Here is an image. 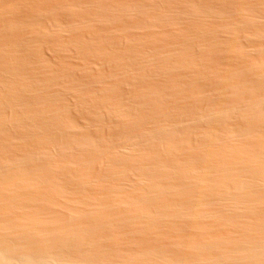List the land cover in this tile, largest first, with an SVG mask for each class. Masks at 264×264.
Instances as JSON below:
<instances>
[{"label":"bare ground","instance_id":"6f19581e","mask_svg":"<svg viewBox=\"0 0 264 264\" xmlns=\"http://www.w3.org/2000/svg\"><path fill=\"white\" fill-rule=\"evenodd\" d=\"M46 1L50 2V4L54 3V7H49L47 5L48 8H46L47 6L45 5V3L48 4ZM56 1L2 0L0 3V220H2L0 221V228H2L5 222L10 226V223L12 224L11 220H13L14 222L19 221L18 223L16 222L18 226L14 222L13 225H11L12 229H14L15 225L18 229L16 230L15 227V231H17L16 233L11 230L14 233H11V236H7V233L11 231L6 224L5 225L7 227L4 226L2 229H0V264H73L74 262L76 263V259H78V257L79 260L81 259V264H133L134 261L132 260L126 261V259H124V261L122 259L123 261H118L121 260V258L119 259L118 257L120 256L117 257V255H115L117 258L116 260L108 259V255H112H110L112 249H109L111 252L108 253V250L106 252L103 249L107 248L104 246H102L103 248H100L108 253L106 254L107 258L104 256L105 252L101 251L100 248H97L95 246L93 249L97 248L99 253L95 249V252L97 253H95L94 250H91V252H94V254L93 252L91 254L90 252H88V250L92 249L90 248V243L92 244L94 240L99 239L97 236L99 235L100 231H112L116 228H120L121 226L129 225L130 227L131 225H136L139 223L142 224L140 225L141 227H143V225L149 226L153 223L151 222L152 220L154 222L156 220L157 224H154H156L157 226L159 224L166 227L167 225L172 224L174 221H176V223L178 224L182 222V224L180 223L181 228L182 225L185 226L184 223L189 222L190 225L192 224L193 226L197 224V227L199 228L200 225L198 226V223H200V221H211L214 219V222H223L225 224L227 223L236 225L235 223H237L236 226L241 229L242 227H239V225H241V220L245 218V214H249L253 217H251L253 221L249 225H245L242 222V224H244L246 227L244 228L243 225L242 229L248 231L249 235H247L246 232L245 235L244 231L242 230V236H244L241 238L240 236L239 238H233L232 236L230 242L227 241L230 239V237L229 239H226L228 237H225L224 239L223 236V238L220 236L222 238V243L225 244L226 241V244H233V248H222L223 251L220 250L221 248H218L217 251H219V253L217 252L215 256L214 254L216 252H213L211 257L209 258L197 257L198 254L202 251V248H200L201 243H199L200 245L198 244L199 246L197 245L198 247H191L190 245L192 244V242H188L190 244L189 247H191V251L193 253L191 254V251L190 253H188L192 255H189V257L191 256V259H187L190 260V262L186 261V258L183 257H181V259L185 260L186 262H182L181 260L171 261L170 259L172 257H168L167 254L166 256L170 261H165L166 259H162L164 257V254L162 255L163 257L160 256L163 252L160 251L162 253L157 254L158 252L156 253V251L159 248L155 249V247L153 248L156 250H154L155 252L150 251L153 250L151 248L150 250H147L146 248L144 253H142L141 251V253L139 252V254L138 252H134L135 250L133 249L134 251L133 253H131V255L136 253V255L134 254L135 257L140 255L142 258L145 256L147 258L149 257L156 259V263H154V261H149V259L147 261V259L145 258L147 262L145 260L143 262L147 264H264V215L256 213L255 210L257 209L256 207L261 201L262 205H260L263 206L264 204V200H262L263 196L262 198H260V201H256V196L259 195L260 191H262L264 188V29L242 33L243 37L247 41H249L248 43H250L251 45L253 44L250 49H253L255 52H263H257V54H259L257 55L258 57H255L254 59L252 58L251 60L246 61V63L243 61V64L245 63V65L242 66V63H240L242 57L245 59V57L249 54V49L243 48L246 45L242 46L243 44L241 45L240 42L237 41L240 38L237 39L233 36L234 39L231 40L225 37L229 40L227 41L224 38V40H222V35V37L217 35L219 32V34L226 31L235 32L234 25L233 27H231L232 24H230L229 20L226 21V17H224L227 14L226 12L228 11V8L225 9V12L224 10L220 13L217 12V16V14H215V10L212 11L213 9L210 8L209 3L206 2L207 4H209V6L204 4V0L203 2L202 0H200V2L204 4V7H202V4H200L196 0H192L193 3L192 1L190 2V0H187L190 2L189 5L186 4V0H182L184 1V4L187 5V8H185L186 5H181L183 4L182 1L181 4H179L178 2L180 0H178V2L177 0H175L179 4V6L185 8L183 9L182 7H180L182 8V10L180 9L181 11L178 9L179 13H181L180 16V14L175 11L177 10V7H179L178 4L177 7H175L176 9H173V6L176 5V2L173 0L172 2L174 4L170 3V0H142L141 2H138V0L137 2L133 0H59L57 1L58 3L55 4ZM160 1L162 2L160 3ZM163 1H170L169 4H172V6L169 7V5L166 3V7L168 6V8L164 9L165 5H162L163 7L160 6L162 3L165 4ZM215 1L217 2L218 0H214V2ZM155 2H157L156 4H154L155 7L158 5V3H160L159 6L161 10L158 6L156 8L160 10L159 12L162 11L161 14L157 12V9H155V7L154 9H152L153 3ZM220 3L224 4L223 1ZM226 4L228 5V2ZM252 4H255V2H252ZM40 5H45L46 7L42 6L43 8H41ZM242 6L244 5L241 4L240 7ZM245 6L244 8L236 6L238 7L237 9H239V11L235 9L236 7H231L235 9V11H237L236 13L239 12L242 17L245 16L251 19L261 18L262 20H264V17L262 18V16H264L263 13H261V16L258 12V9H256L258 7L255 8L253 6L250 9H246ZM223 7H225V5H223ZM82 8L85 9L86 13L88 12L91 15L93 14L94 19H96L98 16L101 17L105 22L113 18L112 16V18H108L106 20L108 15L111 17L110 14L114 12V14L120 12L122 16L125 15L124 17L126 18L129 17L128 15H134V12L137 13L138 17V14L140 13V18L145 19L147 16V22L146 19L141 20H143L144 24L147 23V26L144 25V27H149V30L145 27L147 31L143 28L145 30H143V32H147L148 36H146L145 38V33L143 35L142 29H140L138 34L134 33V37L136 35H139L140 31L142 32L143 36H141L140 33V37L136 36L135 38H132L133 30L130 28V26H135V23L138 24L139 20H135L137 22L132 24L130 23L129 25L130 21L127 22V24V19L125 21L127 25L125 24L124 27L122 26L123 23L121 20L125 18H122L121 14H118V16L122 18H120L122 25L120 23L119 27L117 26L112 28L113 26L110 25L109 22H106L109 23L108 25H110H106V27L109 30V27L112 26L111 28L113 29V31L111 32H115L116 37L118 36L117 34H119L120 36L124 34L122 37L128 38L127 35H131L128 33H132V37H129L128 40L126 39L129 46H127V49L124 48L126 49V51L124 52L120 51L119 47H117L118 43L116 40L118 37L116 38V40H107L108 37L109 39L113 38V33L111 34V36L109 34L110 32H107V34L109 35H107V38L105 39L104 35L106 34V31H108L107 29H104L105 27H101L95 30L97 27H100L101 24H97L99 26L95 27V29L94 27H92L93 25L88 26L92 27L94 31L89 28L91 31L87 29V32L89 34L90 32L94 33L91 34V36L87 40L85 39V36L84 38L83 35L81 36L77 32L78 34L75 33V37L73 35H70L71 38H75L74 40L68 41L67 38V41H64L61 38L63 40L62 41L59 37L60 31H67V28H72L73 30L77 28L78 24L80 27L83 25L85 21L84 18H86L85 16H88V14H85V12L82 11ZM252 8L256 10H253ZM261 8L262 7H260V9ZM22 9H24L25 12L31 10L32 13H25L24 11H22ZM153 10H155V15L152 14L154 13ZM150 11H152L151 14ZM191 13L193 15H191ZM95 14L97 15L95 16ZM142 14L143 17H141ZM183 14L186 17L188 16L190 18H188L187 20L189 22L191 20V17L195 18L196 16L198 17L200 15H214V17L212 16V18H214V22H212V24L214 23L216 26L211 24L213 26L212 27L211 25H209L210 23L207 25L209 27L203 25V28H205L204 30H208L202 31L203 28L200 27L202 25L197 24L196 26L198 32L194 35L192 33V36L191 34L188 35L190 32H188L189 28H187V26H185L187 31H185L186 29L184 30V27H182L183 30H180L181 25H179V23H176L178 24L177 28L181 32V34H179L180 37L182 34H184V31L186 33L188 32V34L185 33V36L182 35V38L184 39L183 41V39L178 35V33L180 32H177L176 24L173 25V21L180 22L181 18H183ZM15 15H17V17ZM219 15L222 21H220ZM236 15L237 14H235V16ZM201 16L198 17V19L203 18ZM216 16L218 18H216ZM89 17L91 16L89 15L87 18ZM177 17H180L179 20H175L178 19ZM208 17L206 16L205 19L210 20V18ZM215 18L216 22L219 19V22H217V24L215 23ZM185 19H182L183 22L185 21ZM98 20L102 21L101 19ZM202 20L200 19V22H202ZM112 21L114 20L112 19ZM191 21H194V19H192ZM141 22L142 21H140V23ZM160 22L165 24H162ZM195 22L198 23L199 21H194V25L192 22H190V25L187 24L188 27L192 25V27L190 28H195ZM204 22L205 21L203 20V24H206ZM140 23L139 26L141 27H138L137 25L138 28H142L143 23ZM154 23L156 24V27L159 25L158 29L160 28V26L161 28H163L162 26H166L167 24H170V28H173V26H175L176 31L173 29V32H171L175 37V33H177V38L180 39H177V42H180H175L176 39L172 37L173 34L167 32V30H169V32L171 30L170 28H168L169 26H167L166 29L165 27L163 29L166 30L167 35H170V38L172 37L171 40L168 39V36L165 37V34V36L163 35V32L165 30H161L162 35L159 34L160 29H154ZM254 23H256V21ZM254 23L253 25H256ZM148 24L150 26H148ZM94 25H96V23H94ZM151 26L154 27V31H151ZM204 26H206L207 28ZM21 27L23 28V33L21 31ZM137 27L135 28L137 29ZM199 27L202 28L200 32L198 29ZM230 27L234 29H231ZM17 28V31H21V34H19L17 31V33H13V31H15ZM61 28H66V30H62ZM85 28H81V30H84ZM102 28L104 29L102 32L104 35L100 31L102 30ZM53 29H57V31L60 30L59 32H56L57 34L59 33V35H55L56 33L53 34L54 36L51 35L50 30L52 31ZM155 30H157L156 35L152 34L155 32ZM236 30L238 31V29ZM7 31H9V35L6 34ZM68 31H71V29ZM148 31H150L151 33ZM52 32L54 33L55 31ZM87 32H85V34ZM227 33L229 34V32ZM238 33L240 32H237V34ZM13 34L17 35L13 36ZM18 34L19 36L22 35V37L20 36L19 38ZM151 34L152 36H150ZM5 35H8V38H6ZM92 35H95L96 37L98 36L97 38L102 37L106 42L103 43L104 40L102 38L101 39L103 41H101V39H96L95 36L94 37L96 40H94ZM70 36H68L69 39H71ZM149 36L151 37V39L154 36L156 37L151 40ZM48 37L50 39H48ZM91 37L95 42L97 41V43H100L101 41L102 45L101 43L97 44L101 48L97 47L95 43V47H97L98 50L96 48L92 51L94 47L92 45L90 46V44H93ZM157 37H159L160 39L164 37V40L169 41L163 42L162 39L160 40L158 38L157 40ZM10 38H12L13 40ZM89 39L91 40L90 44ZM85 40L87 42H85ZM155 40H157L158 42L160 41L163 44L168 43L164 45L167 46L168 49H166V47L165 52H163V50L159 51L160 49H162V46H160V42L158 43ZM172 40H174L175 44H178L175 46H179L181 44L182 47H174ZM154 41L157 42L156 44H158L159 47H157L158 45H155L156 47L152 46L154 45V43H152ZM35 43H38V45H35ZM81 43H88V48L93 47L91 51L90 49H88L90 51L89 54H87V47H85L86 49L84 48V46L87 45H80ZM29 44L32 45V47L29 46ZM70 44H72V46L76 44L74 46L75 49L77 48V44L80 45V49H82L83 46V50L85 49L84 52L87 53L82 54L84 52L82 50H78L79 53L81 52V57L78 58L86 62L87 66L94 64V62L96 64L98 60H102L101 62L108 61L112 63V68L110 70L111 72L108 70L111 74H113L112 76L116 75L117 77V75L119 76V73H121V75L123 74L124 76H122L125 77L123 80L121 76V80L123 81H120L119 77V81H116L117 78H115V82L113 80L114 83L111 84V81L110 85L104 84L106 83L104 82V80H99L101 84L102 81L104 82L102 85L100 84L99 88H88V90H80V92L79 90H77V88H79L78 85L75 90L73 87L75 84H78V82L73 86L70 83L73 88L67 85L68 88L70 87L69 89H72L75 92V97L78 100L77 103L79 104V108H85V112L83 114V110L80 111V109L77 108V112L78 110L81 112H78L79 115L82 114L81 116L78 115L79 118H76L74 116L71 117L67 114L69 107L67 104L70 103H63L67 101V99L61 102L62 99L60 98H63L64 95L58 98L59 96H61V93H59V91L57 93H51L53 89L51 91H48L50 88H52V86H54L52 84H55L54 82H56V78L57 81L61 83V78L64 76L61 75V78L58 79V73L61 74V71H64L66 67L61 71L59 70L60 72L56 71L58 73L54 78H51L52 76L50 77L51 79H53L52 84L50 78L48 77L50 76L48 73L54 70L48 71L44 68H42L41 70L38 68L40 66L45 67L42 66V64L45 65V63L43 62L44 60L42 61L41 59H39L43 58L40 56L42 54L40 53L42 49L40 46L43 47V45H45L47 47L46 49L48 50L56 49V51H60L61 49L62 51V48L65 49V47L68 45L70 46V48H72ZM25 45L28 47H25ZM170 45L171 47L173 46L172 49L169 48ZM79 47L77 49H79ZM192 47L193 49L194 47H196V50L199 51L197 56L194 55L195 53H197V51H195V53H192L193 55L190 54ZM157 48L159 49L157 50ZM201 49H203L205 52L200 54ZM216 52L217 55L215 54ZM218 52H220V54L223 52L225 54L229 53V55L231 53L232 56H228V58H233V60V56H236L237 59L241 58L239 59L240 61H238L242 67L239 66L241 68L237 67L238 69L235 68L234 70L232 68V70L229 68V72L227 70L224 71L225 73L221 72L222 74L224 73L223 76H219V72L217 73V71L214 70L216 74H218L216 75L217 78L216 76H213V78L215 77V80L213 79L214 81L210 80L209 77L207 79H209V81H212L215 87H211V85H207V83L203 84L204 82L199 83L200 85L198 86L194 85V83L198 81H194V79H198L202 74L199 73L198 68L200 69L201 66H207V62H209L207 68L214 69V63H217V61L221 60L222 57L218 55ZM77 55L79 56V54ZM73 56H75L74 53ZM172 56V59H174L175 57V60H172L173 62L170 61V58ZM218 56L220 57V59L218 58ZM202 57L207 60L206 64H204V59ZM247 57H249V55ZM201 58L203 60H201ZM34 60L37 64L39 61V65H37ZM63 63L65 62L63 61ZM210 63H212L213 67H210ZM219 63L221 65L223 64L221 62ZM227 63L229 62H226V64ZM220 66L219 68L223 67ZM33 67H37V69H39L37 72L42 73H37L35 71L36 68L34 69ZM79 67L80 66H78V68ZM147 67L149 69L152 68V70L154 69L153 74L154 72H156V74L158 73L157 76L154 77L155 74L152 75V73L150 75L149 71L151 70H149ZM229 67H231V65ZM145 68H147L149 71L147 72V69ZM188 68H193L192 71L194 72H188ZM186 69H188L186 71L188 72V74L192 72L190 75L196 73V71L198 70L196 73V76L198 78H196L194 74L193 76H191L193 77V79H191V81H188L190 77L187 80V73H183ZM203 69H200V72H203L205 74V71H203ZM96 70L98 71V69ZM177 71L181 76V73H183V77H185L184 74L187 76L186 79L182 77L183 79H185V82L182 79L180 80L181 77L179 73H176ZM214 71L212 70L213 73ZM66 72L68 75L73 74V71L70 72L69 68ZM76 72L79 73L78 71ZM54 73L55 72H52L50 74L55 75ZM110 73L104 76L111 77ZM198 73L200 75H197ZM42 74H45L46 77L44 75L41 76ZM67 74H65V76ZM172 74L176 76L177 80H175V77ZM204 74H202L203 77L205 76ZM152 76L156 81L152 79ZM161 76L163 78L168 77V79L169 77L174 78V81H172L171 78V80L164 78L167 81H165L164 79L162 80L167 82V85L166 83H163L162 86ZM178 77L181 84H177ZM102 78L106 79L104 77H101L100 79ZM158 78L161 80L160 83L159 81H157L159 80ZM90 79L89 82L91 81ZM95 79H99L98 75ZM77 81H80V79H77ZM99 81L97 80L95 82L100 83ZM105 81H107V79ZM168 81L175 82L176 84H172ZM155 82H158L159 86L161 87H159ZM64 83L65 81H62V83L60 84L62 88ZM123 85L125 87L127 86L129 90H131L130 94L132 95H129V99H125L122 96V92H125L122 91L124 87ZM193 85L196 87H193ZM219 86L224 87L223 91L224 89L228 91L225 93L228 94V97L226 99L222 98L225 94H223L222 89L218 88ZM65 88L64 90H66ZM214 88H217L218 92H216L219 93L214 96L215 99L211 98L214 95L212 94V91L214 93ZM76 90L78 92H76ZM219 91H221V93ZM49 92L51 94H54V96L55 94L58 95H56V98H54L49 94ZM184 93L188 95L187 100L189 99V105L187 103L186 107V105L181 103L184 106V108H182L183 106H180V101H178V99L181 98L182 100H185L186 98L183 99L184 96L186 97V94L184 95ZM209 93H211L212 96L207 100L208 102H206V105L204 107H197L198 105L195 103L197 101H201L200 96H205L206 98V94L208 96ZM220 94H222V97L220 96ZM171 95H175L174 97L176 98L178 95L180 97L178 96L179 98H177V100H172L171 98L173 97ZM217 95H219L220 97ZM27 97L28 99H26ZM190 97H193V99L196 97V100L200 98L197 101L193 102L195 104V107L193 103V105L190 103L191 101H193H190ZM205 98H203L202 100L204 101ZM32 99L36 100L37 102L32 101ZM211 99H218L220 101L217 100L218 102H214ZM24 100L27 101L24 102ZM28 100L31 101L32 106H28V104L31 105L30 103H27L29 102ZM93 101H95L96 104H94ZM166 101L170 103V105H172L168 108V110L170 111L166 109V105H168ZM171 101L173 104H171ZM173 101H177L178 103L174 104ZM32 102H34L35 104ZM79 102L82 105L83 103H86L85 106L87 105V107L91 106L90 104L93 103V108H90L91 110L88 108L86 109V107H82ZM165 102L166 105H163ZM173 105H175V107ZM190 105H192V107ZM199 105H201V103H199ZM145 111H147L148 113L152 112L153 114L150 113V115L152 114V117L149 118L150 115H144ZM110 120H114L116 123L114 124V121H111V123H113L111 124ZM230 120H232V122ZM130 121L131 123H128ZM107 125H109L110 127L113 126L112 128L115 130L112 129L114 131L113 132L111 130L113 132V135L111 134L110 137L108 136L106 137L107 139H105L104 137L102 138V135L97 134L99 130ZM190 125H194V128L196 126V131H198V127H200L198 132L194 130L196 133L193 132V136H191L193 134L192 132V134L189 133V130L191 129ZM109 126H107L106 130H109ZM185 126L186 128L184 129ZM187 126H189L190 128ZM187 128L189 132L186 131ZM177 130L180 136L181 134H184L180 133L182 132V130L185 132V134L182 135L183 137H176ZM173 133L174 137L171 138L170 135L173 136ZM74 147H76L75 150L77 149L76 151L80 153L79 155L77 154L78 152H74ZM50 150H56L57 157L54 156L52 157L54 159H52L51 156L53 155H49ZM262 184L263 188L261 187ZM130 189L132 190V193L130 192ZM88 192L90 193V195L88 194ZM55 199H61L63 202H60L64 203L66 207H64L63 204L61 205L59 203H56ZM37 202H41L43 204V208L45 207V210L49 207V209H51V206H58L57 209L62 207L63 210H66L62 211L63 213H60V210H57L58 212L55 211V213L53 211L51 212L52 214H43L44 212H41L43 214L41 215L38 214L39 211L36 209V207L34 208V206L37 205ZM74 204L76 205L74 206ZM77 204H81L82 208L80 206H77ZM68 205L72 206L69 207ZM40 209L43 211L42 208ZM16 212L20 213L16 214ZM27 212L32 213L27 214ZM5 213H9L8 216L11 213L16 215L12 216L11 214L12 217H8L7 214L6 216L3 215ZM1 214L4 217H2ZM19 214H21L23 217L26 216V219L21 216H17ZM241 216H243V218H241L240 220L239 217ZM16 217H21L22 220H15L17 219ZM7 218L10 220H8ZM157 219H159L160 221L165 220V223L167 222L166 225H164V223L162 224L161 222L159 223ZM8 221L10 222L7 223ZM141 221H144V223L148 221L149 224H144ZM238 221L240 222L239 224ZM156 225L154 226L152 224V226H154V229L157 227ZM147 226L145 227V230ZM152 226L151 228L149 226L148 229L151 230ZM144 227L142 229H144ZM121 229L125 230L124 227H121L120 230ZM126 229L129 228L127 227ZM136 229L138 230V228ZM1 230H5V232L7 233H5L4 231L2 232ZM157 230L158 229H156V231ZM1 232L3 234H1ZM103 232L100 234H103ZM133 232H135V229ZM133 232L132 236L134 235ZM223 232H225V230ZM252 232L254 234L258 233L259 235L253 237L250 235V233L253 234ZM95 233H98L96 234V237L93 236L95 235ZM126 233L128 235V233L130 232ZM209 233L208 235L212 237V235H210ZM112 234L114 235V233ZM226 234L228 235V233ZM91 235L92 238L94 237L93 241H91L92 238H89ZM104 235L106 234L104 233ZM112 236L110 235L109 237L112 238ZM198 236L200 237L201 235ZM105 237L104 239H106ZM202 237L205 238L204 235ZM220 237H213V240L211 239V241L216 242V240H218ZM169 238L166 239H168L169 241ZM114 239L112 238V240ZM194 241L195 240H193V242ZM207 241L209 242L210 240L208 239ZM177 244L175 242L174 245L177 246ZM185 244L182 245L186 246ZM209 244L211 245V242L206 243L207 246H209ZM84 245L89 246V249H86L87 246ZM164 246L166 247V245ZM207 246H204L205 249ZM211 247L213 248L214 246ZM164 248L163 250L166 249ZM117 250L118 249H115L114 252H116ZM165 251H168V249ZM102 252L104 253V255H102ZM119 254L122 256L121 252H119ZM134 255L131 257L133 258V260ZM193 257L194 259L192 260ZM71 258L73 259V261L70 260ZM79 260L78 262H80ZM140 261L142 260L140 259ZM160 261L162 263H159ZM139 263L143 264L141 262ZM134 264H136V262Z\"/></svg>","mask_w":264,"mask_h":264},{"label":"rangeland","instance_id":"374dc122","mask_svg":"<svg viewBox=\"0 0 264 264\" xmlns=\"http://www.w3.org/2000/svg\"><path fill=\"white\" fill-rule=\"evenodd\" d=\"M1 1H2V0H0V3H1ZM50 1H52V0H50ZM55 1H56V0H55ZM55 1L53 0V2H55ZM57 1H59V0H57ZM57 1H56L55 4L58 3ZM60 1H62V0H60ZM131 1H132V0H131ZM133 1H136V2H137V0H133ZM141 1H142V0H140V1L138 0V2H141ZM170 1H171V2H170ZM170 1H169L170 3H173L172 0H170ZM173 1H175V0H173ZM181 1H182V0H180V1L178 2V0H177V2H178L179 4H181ZM186 1H187V0H186ZM191 1H192V0H190V2H191ZM193 1H194V0H193ZM193 1H192V3H193ZM196 1L199 2L200 4H202V5H201L202 7H204V6H203L204 4H206V5H208V6H209V4H210V8L213 9L212 11L215 10L216 13H215V12H213V13L217 14V16H218V13H217V12L220 13V12L223 11V10H224V12H225V9L228 8L227 10H228L229 12L227 11V12H226L227 14H226L224 17H226V21L229 20L230 24H232L231 27H233V25H234L235 32H234V31H233V32H234L235 34H234L233 32L226 31V32H224L225 34H224L223 32H221V34H219V33H220V32H219L217 35H218V36H221V35H222V36H223V37L221 36V37H222V40L226 39L225 37H227L228 39H231V40H233L234 37H236L237 39L240 38L239 40H237L236 38H235V39H236L238 42H240L241 45L243 44L242 46H245V45H246V46L243 47V48H248V49H249V54H248L249 57H247L248 55L245 57V59H244L243 57H242V59L238 57L239 59H241V61H240L239 59H237L236 56H233V57H234V60H233V58L230 59V57L232 56L231 53H230V55H229V53H226V54H225V53L223 52V53L220 54V52H218V55H220V57H222L225 61L221 58V60L217 61V63H214V62H213V63L215 64L214 67L212 66V63H210V65H211L210 67H213V68H214V69H211V68H210L211 70L207 68L209 62H207V60H205V58H203V57H204V56H203L202 58H203L204 60H203L202 58H201V60H203L204 64H206V62H207V66L205 65V66L202 67V66L200 65V66H201L200 69H203V68H204L205 70L203 69V71H205V74H204L203 72H200L201 70H200L199 68H198V70H199V73H202V74L205 75V76H204L205 78L202 76V74L200 75L199 73H198L197 75H200V76H202V77L199 76V78H198V77L196 76V73H197L198 70L196 71V73H193L192 75H190L192 72H194V71H192L193 68H190L191 70L188 68L189 70L186 69L184 72H183V70H182L183 73H185V74L187 73V74H186V75L188 76L187 80H188L189 77H190V79H189L188 81H191V79H193V77H191V76H193V75L195 74V77L198 78V79H194V81L198 80V81H197L198 84H197V82H196V83H194V85L198 86V85H200L199 83H203V82H204L203 84H206V83H207V85L210 84L211 87H215V86L213 85V83H212V81L215 80V77L213 78V76H216V75H218V74H219V76H221V75L223 76L224 73H225V72H224L225 70H227V71L229 72V71H230V70H228L229 68H230V69L232 68L233 70H234L235 68H236V69L241 68L242 66L245 65L246 61H249V60H251L252 58L254 59L255 57H258L257 55H259V54H257V52H260V51H256V52H255L253 49H250V48L252 47L253 44L251 45L250 43H248L249 41H247V40L243 37V34H242V33H243V32H247V31L263 30V29H264V27H263V25H264V24H263V23H264V20H262L261 18H254V19H251V18H249V17H245V16L242 17V16L239 14V12L236 13L237 11H235V9L239 11V9H237L238 7H236V6H239V7H240L241 4L245 6V5H249V3H250V5H249L250 7H249V6H245V8H246V9H250V8L253 7V6H254L255 8L258 7V8H256V9H258L259 14L262 16L261 13H263V15H264V11H263V9H264V8H263V7H264V0H252V1H251V0H240V1H239V0H237V1H236V0H233V1H232V0H230V1H229V0H227V1H225V0H221V1L218 0V1H220V2L223 1L224 4H223V3H220V2H218V1H217L218 3H217L216 1L214 2V0H213V1L210 0L211 2H210L209 0H206V1L204 0V2H205L204 4L201 3L200 0H199V1L196 0ZM243 1H245V2H243ZM258 1H259V2H258ZM261 1H262V3H261ZM46 2H47V1H46ZM161 2H162V1H160V3H161ZM163 2H164L165 4L162 3L160 6L165 5V6H164V9H165V8H168V6L166 7L167 4L169 5V7L172 6V4H169L168 1H167V2L163 1ZM175 2H176V1H175ZM177 2H176V5L173 6V9H174L175 7H177V4H178ZM182 2H183V4H181L182 6H184V5H186V4L189 5V3H190L189 1H187L186 4H184V1H182ZM202 2H203V0H202ZM206 2L209 3V4H207ZM227 2H228V5L226 4ZM252 2H253V3L255 2V4H252ZM47 3H48V4L45 3L46 6L48 5L49 7H50V6H51V7H54V3H51V4H50V2H47ZM156 3H157V2L153 3V8H152V9H154V7H155L154 4H156ZM160 3H158L157 6H158L159 9L161 10V8H160V6H159ZM166 3H167V4H166ZM195 3H196V2H195ZM229 3H230V4L232 3V4L230 5ZM41 4H42V3H41ZM52 4H53V5H52ZM173 4H174V3H173ZM179 4H178V6H179ZM196 4H197V3H196ZM222 4L225 5V7H223ZM233 4H234V5H233ZM258 4H259V5L261 4L262 6H261V5L259 6ZM45 5H40V6H41V8H43L42 6H45ZM187 5L185 6V8H187ZM198 5H199V4H198ZM214 5H215V6H214ZM226 5H227V6H226ZM46 6H45V7H46ZM48 6H47L46 8H48ZM55 6H56V5H55ZM157 6H156V7H157ZM182 6L177 7V10H175V11L178 12V14H180V16H181V13H179V10H180V9L182 10V8L185 9V8L182 7ZM199 6H200V5H199ZM211 6H212V7H211ZM231 6H232L233 8H234V7H236V8L233 9ZM244 6H242V7H240V8H244ZM156 7H155V9H157ZM162 7H163V6H162ZM180 7H182V8H180ZM214 7H215V9H214ZM220 7H221V8H220ZM260 7H262V8L260 9ZM82 9H83V8H82ZM175 9H176V8H175ZM178 9H179V10H178ZM216 9H217V10H216ZM252 9H253V10H256V9H254V8H252ZM259 9H260V10H259ZM160 10L157 9V12L161 14L162 11L159 12ZM162 10H163V9H162ZM166 10H167V9H166ZM181 10H180V11H181ZM232 10H233V11H232ZM261 10H262V12H261ZM22 11L25 12L24 9H22ZM26 11H28V10H26ZM82 11L85 12V9H83ZM153 11H154V13H152V14L155 15V10H153ZM28 12L32 13L31 10H29ZM28 12H25V13H28ZM116 12H118V11H116ZM151 12H152V11H150V14H151ZM157 12H156V13H157ZM30 13H29V14H30ZM114 13H115V12H114ZM114 13L110 14L111 17L108 15V17L106 18V20H107L108 18H112V16H113L112 19H113L114 21H112V19H109L108 21H106V22H109L110 25L113 26V27L111 26L112 28L117 27V26L119 27V24L121 23V21H122V23H123V25H122V23H121L122 26H124V25H125L127 22H129V21H130V22H129V25H130V23H131V24H132V23H135V22H137L138 20H139V21H138L139 23H140V21H142V22L140 23V24H142V23H143V20H145V19L147 18V16H146L145 19H144V18H140V16H139L140 13H139V12H138V13H139V14H138V17H137V13L134 12V15H128L129 17H127V18L124 17L125 15L122 16V14H121L120 12H118V13H116V14H114ZM175 13H176V12H175ZM213 13H212V14H213ZM85 14H88V16L90 15L91 17L87 18L88 16H85V15H84L86 18H84L85 21L83 20L85 24H84V23H83V25L81 24L83 27H82V26L80 27L79 24H78V26L76 25L77 28H76V29H73L74 32H73L72 28H70L71 31H68V30H70V29L67 28V31H63V32H61L60 30L57 31V29H53L52 31H55V32L53 33V32L50 30V34L53 35V34H55L56 32H59V31H60V36H59L60 39L62 38L64 41H65V40L67 41V38H68V41H69V40H74V39H75V38H71L70 35H73V36H74V35H76L75 33L78 32L79 35H81V36L83 35V37L85 36L86 38H85V37H84V38L87 40V39L91 36V34L94 33V32H90V34H89V33L87 32V31H88L87 29H89V28L92 29V27H94V29H95V27L99 26V25H97V24H101V25L103 24V25H102V26L100 25V27H97L95 30H97V29H99V28H101V27H103V28L105 27L104 29H107V30H108V28L106 27V25H107V26H110V25H108L109 23H106L105 21H103L101 17H98V16H97L98 19H101V20H102V21H99L97 18H96L97 20L94 19L93 14L91 15V14H89L88 12H87V13L85 12ZM113 14H114V15H113ZM118 14H121V17H122V18H125V19H122L121 17H119ZM132 14H133V13H132ZM135 14H136V15H135ZM147 14H149V13H147ZM235 14H237V15L235 16ZM30 15H31V14H30ZM96 15H97V14H95V16H96ZM115 15H116V16H115ZM140 15H141V14H140ZM156 15H157V14H156ZM183 15H184V14H183ZM183 15H182L183 18H181L180 22H178V21H177V22L173 21V22H174L173 25H175L176 23H179V25H181V28L184 27V30L186 29L185 26H187V28H189V29H188V32H190V33H189V34H188V32L186 33V32H185V31H187V29H186V30L184 31V34H182V35H184V36H185V33L188 34V35H190V34L192 35V33H193V35L196 34V33L198 32V30H197V26H196L197 24H201L202 26H200V25H199V26L203 28V25H206V26H207L209 23H210L209 25H211L212 22H214V18H212V16L214 17V15H206L207 17L209 16L208 18H210V20H209V19L206 20V19H205L206 16H203V15H202V16L200 15V16L203 17L204 19H203V18H199V19H198V17H200V16H198V17L196 16L197 18H196V17H195V18H192V17H191V20L194 19V21H197V20H198V21L200 22V19H201V20L203 19V20L205 21L204 23H206V24H203V20H202V22H200V23H199V22H198V23L195 22V26H194L195 28L192 29V28H190V27H192V25L189 26V27H188V25L191 24L190 22H192L193 25H194V21H191V20H190V22L187 21L189 17H188V16L186 17L185 15H184V16H185V17H184ZM191 15H193V14L191 13ZM194 15H195V14H194ZM233 15H234V16H233ZM238 15H239V16H238ZM15 16L17 17V15H15ZM15 16H14V17H15ZM92 16H93V17H92ZM117 16H118L119 18H118ZM173 16H175V15H173ZM176 16H177V15H176ZM189 16H190V13H189ZM217 16H216V18H218ZM229 16H230V17H229ZM232 16H233V17H232ZM141 17H143V14H142ZM144 17H145V15H144ZM241 17H242V18H241ZM263 17H264V16H262V18H263ZM91 18H92V19H91ZM114 18H115V19H114ZM120 18L122 19L121 21H120ZM132 18H133V19H132ZM177 18H178V19H175V20H179L180 17H177ZM185 18H187V19H185ZM211 18H212L213 20H212ZM216 18H215V23L217 24V22H219L220 15H219V19L217 20V22H216ZM236 18H237V19H236ZM243 18H244V19H243ZM93 19H94L95 21H94ZM127 19H128V20H127ZM130 19H131V20H130ZM141 19H143V20H141ZM182 19H183V20L185 19V21L183 22ZM189 19H190V18H189ZM195 19H197V20H195ZM116 20H117V23H116ZM126 20H127V21H126ZM135 20H137V21H135ZM242 20H243V21H242ZM81 21H82V20H81ZM81 21H80V22H81ZM88 21H89V22H88ZM91 21H92V22H91ZM96 21H97V22H96ZM119 21H120V22H119ZM125 21H126V23H125ZM147 21H148V20L146 19V22H147ZM220 21H222V20L220 19ZM251 21H252L253 23L256 21V23H254V24H256V25H253V23H252ZM262 21H263V22H262ZM86 22H87V23H86ZM99 22H100V23H99ZM101 22H102V23H101ZM104 22H105V25H104ZM112 22H113L114 24H113ZM118 22H119V23H118ZM144 22H145V21H144ZM185 22H186V23H185ZM94 23H96V25H94ZM111 23H112V24H111ZM139 23H138V24L135 23V24H136L135 26H134V25H133V26L131 25L132 27L130 26V28L133 30V32H132V33H133V37L131 36L132 33L129 32L128 34H131V35H127L128 38H129V37L135 38L136 36H139V37H140V33H141V36H143L144 33H145V32H143V30H144V29H145L146 31H147V29L149 30V27H146V26H147V23H145V24L143 23V24H142V28H138V27H141V26H139ZM160 23H162V22H160ZM160 23H159V24H160ZM184 23H185V24H184ZM86 24H87V25H86ZM88 24H89V25H88ZM127 24H128V23H127ZM127 24H126V25H127ZM162 24H165V23H162ZM162 24H161V25H162ZM187 24H188V25H187ZM218 24H219V23H218ZM240 24H241V25H240ZM92 25H93V26H92ZM121 25H120V26H121ZM137 25H138V27H137ZM144 25H146L145 27H146L147 29L144 27ZM157 25H158V23H157ZM169 25H170V24H167L166 26L163 25L162 27H163V28L165 27V29H166V27L169 26ZM173 25H172V26H173ZM177 25H178V24H176V28L178 27ZM212 25H215V24L213 23ZM212 25H211V26H212ZM76 26H75V27H76ZM88 26H92V27H88ZM148 26H150V25L148 24ZM153 26H154L155 28L151 26V27H150V28H151V31H154L153 28H154V29H158V27H159V25L156 27V24H155V23L153 24ZM206 26H204V27H206ZM211 26H210V27H211ZM215 26H216V25H215ZM215 26H214V27H215ZM235 26H236V27H235ZM237 26H238V27H237ZM75 27H74V28H75ZM79 27H80V28H79ZM85 27H86V28H85ZM111 27H109V30H110V31H109V30L106 31V34H105L106 37H105V35L102 33L104 29L102 28V30H100L101 33L104 35V38H105V39L107 38V35H109V34L111 35V34L113 33V32H111V31H113V29H112ZM124 27H125V26H124ZM127 27H128V26H127ZM135 27H137V29H136ZM200 27L198 28V29H199V32H200V30L202 29V28H200ZM207 27H209V26H207ZM207 27H206V28H207ZM212 27H213V26H212ZM231 27H230V28H231ZM18 28H19V27H18ZM18 28H17L15 31H13V33L16 32V31L18 30ZM21 28H22V27H21ZM78 28H79V29H78ZM81 28H82V29L85 28V29H84V30H81ZM133 28H134V29H133ZM143 28H144V29H143ZM163 28H161V26H160V28H159V29H160L159 34H161L163 30H165V29H163ZM168 28H170V26H169ZM176 28H175V26H173V28H172V27L170 28V29H171L170 32H169V30H167V32H168V33H172V32H173L172 30L174 29V30L176 31ZM181 28H180V30H183V28H182V29H181ZM234 28H231V29H234ZM61 29H62V28H61ZM111 29H112V30H111ZM131 29H130V30H131ZM135 29L138 30V31H136ZM140 29H142L143 35H142V32L140 31L139 35H136V34H135L136 36L134 37V33H137V34H138V32H139ZM159 29H158V30H159ZM162 29H163V30H162ZM204 29H205V28H203L202 31H206V30H208V29H206V30H204ZM210 29H211V28H210ZM236 29H238V31H237ZM22 30H23V28L21 29V31H22ZM62 30H66V28H65V29L63 28ZM89 30H90V29H89ZM132 30H131V31H132ZM134 30H135L136 32H135ZM145 30H144V31H145ZM161 30H162V31H161ZM21 31H20V32L17 31V32H18L19 34H21ZM75 31H76V32H75ZM90 31H91V30H90ZM92 31H94V30L92 29ZM114 31H115V30H114ZM171 31H172V32H171ZM175 31H174V32H175ZM193 31H194V32H193ZM236 31H237V32H240V33L237 34ZM17 32H16V33H17ZM85 32H87V33L89 34V36H88V34L86 33L88 37L86 36ZM107 32H108V33L110 32V33L107 34ZM148 32H150V31H148ZM165 32H166V30L163 32V35H164V34L166 35V36L164 35L165 37L168 36V37H169L168 39H170V40H171V38L173 37V38L176 39L175 42H177V39H178V38H177V37H178V36H177V33H175L176 37H175L174 34L172 33L173 35H172V37L170 38V35H167V32H166V33H165ZM177 32H180L178 28H177ZM227 32H229V34H228ZM5 33H6V32H5ZM22 33H23V31H22ZM62 33H63V34H62ZM70 33H71V34H70ZM78 33H77V34H78ZM104 33H105V32H104ZM116 33H117V32H116ZM150 33H151V32H150ZM156 33H157V30H155V32L152 33V34L156 35ZM182 33H183V31H182ZM204 33H205V32H204ZM6 34L9 35V31H7ZM19 34H18V37H19V38H20V36L22 37V35L19 36ZM68 34H69V35H68ZM84 34H85V35H84ZM152 34H151L150 36H152ZM179 34H181V32L178 33V35H179ZM233 34H234V35H233ZM239 34H240V35H239ZM8 35H5L6 38H8V37H7ZM14 35H15V34H13V36H14ZM16 35H17V34H16ZM16 35H15V36H16ZM55 35H59V33H58V34L56 33ZM61 35H62V37H61ZM64 35H65V36H64ZM112 35H113V36H112ZM112 35H111V36H112L113 38L109 39V37H108L107 40H113V39L116 40V38L118 37L116 41H117V43H118L119 45L116 43V44H117V47H119L120 51H122V52L126 51L127 46H129V45L127 44L128 42L126 41V39L128 40V38H124V37H122L124 34L121 35V36H120L119 34H117L118 36L116 37L115 32H114ZM157 35H158V34H157ZM161 35H162V34H161ZM182 35H181V37H180V35H179V37L182 38V37H183ZM193 35H192V36H193ZM236 35H239V36H236ZM10 36H11V34H10ZM53 36H54V35H53ZM68 36H70L71 39H69ZM73 36H72V37H73ZM81 36H80V37H81ZM94 36H95V35H94ZM94 36L92 35V37L94 38V40H96V39L99 40V39L102 38V37H101V38H97L98 36H97V37L95 36V37H96V39H95ZM111 36H110V37H111ZM114 36H115V38H114ZM125 36H126V35H125ZM146 36H148L147 32L145 33L144 37L146 38ZM150 36H149V37H150ZM233 36H234V37H233ZM74 37H75V36H74ZM76 37H77V36H76ZM92 37H91V38H92ZM144 37H143V38H144ZM154 37H156V36H154ZM154 37H152V39H153ZM160 37H161V36H160ZM187 37H188V36H187ZM206 37H207V36H206ZM221 37H220V38H221ZM12 38H13V37H12ZM12 38H10V39H12ZM56 38H58V37H56ZM65 38H66V39H65ZM91 38H90V39H91ZM93 38L91 39L93 44H90V41H91L90 39H89V44H90V46L92 45V46L94 47V49H92L93 47H92V48H88V43H86V44L84 43L85 45H87V46H84V48L87 47V50L90 49V51H91V49H92V51H93V50H95L97 47L101 48L100 46L97 45V44H100L101 41L104 40L103 43L106 42L105 39L102 38L103 40L101 39L100 43H97V41L95 42V41L93 40ZM132 38H130V39H132ZM147 38H148V37H147ZM158 38H159V37H157V40H158ZM223 38H224V39H223ZM13 39H14V38H13ZM13 39H12V40H13ZM48 39H50V38L48 37ZM62 39H61V40H62ZM148 39H149V38H148ZM150 39H151V37H150ZM152 39H151V40H152ZM155 39H156V38H155ZM159 39H160V38H159ZM161 39L163 40V42H168V41H169V40H168V41L164 40V37L161 38ZM161 39H160V40H161ZM166 39H167V38H166ZM182 39H183V38H182ZM182 39H181V41H182ZM185 39H186V38H185ZM228 39H226V40L229 41ZM63 40H62V41H63ZM86 40H85V42H87ZM115 40H114V41H115ZM118 40H119V41H118ZM157 40H155V41H157ZM178 40H180V39H178ZM222 40H221V41H222ZM226 40H225V41H226ZM93 41H94V42H93ZM116 41H115V42H116ZM120 41H121V42H120ZM155 41L152 42V43H154V45H152V46H154V47H156V46L158 45V44H156L158 41H157V42H155ZM172 41H173V45H174V47L177 48V47L181 46V44H180L179 46H175V45H178L177 43H179L180 41H178L176 44L174 43V40H172ZM183 41H184V39H183ZM225 41H224V42H225ZM237 41H236V42H237ZM263 41H264V40H263ZM108 42H109V41H108ZM159 42H160V41H159ZM159 42H158V43H159ZM95 43H96L97 47H95V46H96ZM120 43H121V45H120ZM181 43H183V42H181ZM225 43H226V42H225ZM227 43H228V42H227ZM245 43H246V44H245ZM31 44H32V43H31ZM42 44H43V43H42ZM44 44H45V43H44ZM82 44H83V43H81L80 45H82ZM84 44H83V45H84ZM159 44H160V46H162V47H161L162 49H160L159 51H162V50H163V52H165V48H166L167 46H164V45H166V44H168V43H166V44L164 43V44H163V43L160 42ZM171 44H172V43H171ZM222 44H223V43H222ZM26 45H28V44H26ZM26 45H25V47H28V46H26ZM32 45H33V44H32ZM32 45L29 44V46H31V47H32ZM35 45H38V43H37V44L35 43ZM40 45H41V43H40ZM70 45L72 46V44H70ZM75 45H76V44H74V45L72 46V48H70V46L68 45V46L65 47V49L62 48V49H63L62 51H61V49H60V51H56V49H55V50H53V49H51V50L49 49V50H48V49H46L47 47H46L45 45H43L44 48H43L42 46H40V47L43 49V50L41 49V51H40V53H42L40 56L43 57L44 59H43V58H39V59H41L42 61L44 60L43 62L45 63V65L42 64V66H45L46 68H45V67H41V66H40L41 68L38 67V66H37V67H38L40 70H41L42 68H44L45 70H48V71H49V70H50V71H51V70H54V71H51V72L48 73V74L50 75V76H48L49 78H50L51 76H52L51 78H54V77L57 75V73H58V72H56V71H59V70L61 71L62 69H64V68L66 67L65 70H64L65 72H64V71H61V72H62L61 74L58 73V76H59L58 79L61 78V77H60L61 75L65 77V78H64V77L61 78V83H62V81H65V83H64V85H63V88H62L61 85H60L61 83H60L59 81H57V78H56V82H57V83L54 82L55 84H52L53 79L50 78L51 84L54 85L55 87L52 86V88H50L48 91H51L52 89H53V90L51 91V93H52V92L57 93V92L59 91V93H61V96H59V97L57 96L58 98H60V97H62V96L64 95V96H63L64 99H63V98H60V99H62L61 102H62L63 100H66V99H67V101H65V102H63V103H66V102H67V103H70V104H67V105L69 106V107H68V112H67V114H68L69 116H71V117L74 116V117H76V118H79L78 115H79V113H81L80 111L83 110V111H82V114H83V113L85 112V108H83V109H80V108H79V106H78L79 104L77 103L78 100H77L76 97H75V96H76L75 92H74L72 89H69L70 87L68 88L67 85L71 86V85H70V83H71L72 86H73L75 83L78 82V84H75L73 87H74V90H75V88H77V85H78L79 88H77V90H79V92H80V90H81V91H83V90L85 91V90H88V88H89V89H93V87H95V89H96V88H99V87H100V84H101V82H100L99 80H104V82H106V83H104V82L102 81V84L104 83V84H106V85H107V84L110 85V82H111V81H112L111 84H113V83L115 82V78H117L116 81H119V80H120V81H123L125 77H123L124 75L122 74V75H123V76H122L121 73H119V76L117 75V77H116V75H115V76H112L113 74L110 73V72H111L110 70H111V68H112V63H110V62H108V61H106V62L103 61V62H104V63H103V62H101L102 60H100V61L98 60L99 63H98V61L96 62V64H95V62H94V64L88 65V66H89V67H88L86 62H84V61H82V59L78 58V57H81V54H80L81 52L79 53V51L82 50V51L84 52V50H85L86 48L83 50V46H82V49H80V47H79L80 45L77 44V48L79 47V49L76 48V49H77V50H76V49L74 48ZM101 45H102V43H101ZM125 45H126V46H125ZM155 45H156V46H155ZM182 45H183V44H182ZM90 46H89V47H90ZM223 46H224V45H223ZM35 47H36V46H35ZM157 47H159V45H158ZM172 47H173V46H172ZM172 47H171V45H170L169 48L172 49ZM181 47H182V46H181ZM66 48H67V49H66ZM124 48H126V49H124ZM163 48H164V49H163ZM204 48H205V47H204ZM44 49H45V50H44ZM68 49H71V50H68ZM121 49H122V50H121ZM158 49H159V48H157V50H158ZM166 49H168V47H167ZM173 49H175V48H173ZM191 49L194 50V51L191 50V51H190V54L195 53V51H197V50H196V49H197L196 47H194V49H193V47H192ZM199 49H200V48H199ZM58 50H59V49H58ZM74 50H76V51H74ZM78 50H79V51H78ZM97 50H98V48H97ZM201 50H203V49H201ZM201 50H200V54L205 52L204 50H203V51H201ZM68 51H69V52H68ZM90 51L88 50V53H87V52H86V53L89 54ZM120 51H119V52H120ZM250 51H251V52H250ZM50 52H51L52 54H51ZM61 52H62L63 54H62ZM67 52H68V54H67ZM71 52H72V53H71ZM77 52H78V53H77ZM60 53H61V54H60ZM64 53H65V54H64ZM73 53H74L75 56H73ZM86 53L84 52V53H82V54H86ZM198 53H199V51H197V53H195L194 55L197 56ZM252 53H253V54H252ZM260 53H263V52H260ZM77 54H79V56H78ZM205 54H206V53H205ZM215 54L217 55V52H216ZM43 55H44V56H43ZM60 55H61V56H60ZM68 55H69V56H68ZM192 55H193V54H192ZM216 55H215V56H216ZM225 55H226V57H225ZM233 55H234V53H233ZM54 56H55V57H54ZM58 56H59V58H58ZM72 56H73V57H72ZM173 56H174V55H173ZM173 56L170 58V61H172V60L174 61V60H175V57H174V59H172ZM198 56H199V55H198ZM228 56H230V57L228 58ZM71 57H72V59H71ZM216 57H217V56H216ZM220 57L218 56L219 59H220ZM54 58L59 59V60H56V59H54ZM64 58H65V59H64ZM69 58H70L71 61L69 60ZM235 58H236V61H235ZM67 59H68V60H67ZM243 59H244V60H243ZM36 60H38V59H36ZM79 60H80V61H79ZM226 60H228V61H226ZM232 60H233V61H232ZM238 60L240 61V63H242V66H241V64H239V61H238ZM45 61H46V62H45ZM56 61H58V62H56ZM63 61H64L65 63H63ZM68 61H69V62H68ZM78 61H79V62H78ZM173 61H172V62H173ZM223 61H224V62H223ZM230 61H231V62H230ZM243 61L245 62L244 64H243ZM34 62L36 63L35 60H34ZM34 62H33V63H34ZM48 62H49V63H48ZM54 62H55V63H54ZM61 62H62V63H61ZM67 62H68V63H67ZM75 62H76V63H75ZM81 62H82V63H81ZM83 62H84V63H83ZM168 62H169V61H168ZM219 62H221V63H223V64L221 65ZM226 62H229V63L226 64ZM233 62H234V63H233ZM35 63H34V64H35ZM57 63H58V64H57ZM78 63H79V64H78ZM101 63H102V66H101ZM107 63H108V64H107ZM170 63H171V62H170ZM36 64H37V63H36ZM46 64H47V65H46ZM56 64H57V66H56ZM60 64H61V65H60ZM73 64H74V65H73ZM85 64H86V65H85ZM110 64H111V66H110ZM214 64H213V65H214ZM37 65H39V61H38V64H37ZM40 65H41V61H40ZM83 65H84V66H83ZM202 65H203V64H202ZM218 65H219V66L221 65V66H223V67L220 66L221 68H219ZM224 65H225V66H224ZM230 65H231V67H229ZM52 66H53V67H52ZM54 66H55V67H54ZM63 66H64V67H63ZM72 66H73L74 68H73ZM75 66H76V67H75ZM78 66H80L81 68H80V67L78 68ZM82 66H83V67H82ZM100 66H101V67H100ZM106 66H107V67H106ZM109 66H110V68H109ZM150 66H151V65H150ZM198 66H199V65H198ZM226 66H227V67H226ZM239 66H241V67H239ZM37 67H35V68H36V70H35L36 72L39 70V69H37ZM62 67H63V68H62ZM87 67H88V68H87ZM196 67H197V66H196ZM205 67H206V68H205ZM217 67H218V69H217ZM224 67H225V68H224ZM237 67H238V68H237ZM33 68H34V67H33ZM35 68H34V69H35ZM54 68H55V69H54ZM57 68H58V69H57ZM68 68H69V71H70V72L73 71V72H72L73 74H69V75L67 74L66 71L68 70ZM75 68H76V69H75ZM84 68H85V69H84ZM107 68H108V69H107ZM147 68H148V67H147ZM147 68H145V69H147ZM150 68H151V67H150ZM152 68H153V66H152ZM152 68H151V69L148 68V69L151 70L152 72L149 71L148 69H147V72L149 71V72H150V75H151V73H152V75L155 74V75H154V77H155V76H157L158 73L156 74V72H154V74H153L154 69L152 70ZM28 69H29V68H28ZM34 69H33V70H34ZM44 69H43V70H44ZM74 69H75L76 71H78L79 73H77ZM90 69H91V70H90ZM96 69H98V71H97ZM194 69H195V68H194ZM206 69H207V70H206ZM219 69H220V70H219ZM232 69H231V70H232ZM43 70H42V71H43ZM71 70H72V71H71ZM88 70H89L90 73L88 72ZM93 70H94V71H93ZM102 70H103V72H102ZM108 70H109L110 72H109ZM187 70H188V72H189V71H192V72H191L190 74H188V72H186ZM208 70H209V72H208ZM212 70H213V71L215 70V71H217V73H218V72H219V73L216 74L215 71H214V73H213ZM218 70H219V71H218ZM31 71H32V70H31ZM60 71H59V72H60ZM91 71H92V72H91ZM96 71H97V72H96ZM210 71H211V72H210ZM227 71H226V72H227ZM43 72H44V71H43ZM46 72H47V71H46ZM52 72H55V73H54L55 75L50 74V73H52ZM63 72H64V74H63ZM70 72H69V73H70ZM106 72H108V73L111 74L112 79H111V77L104 76V75H106V74L108 75V73H106ZM180 72H181V71H180ZM207 72H208V73H207ZM221 72H224V73L222 74ZM228 72H227V73H228ZM37 73H39V72H37ZM41 73H42V72H41ZM41 73H39V74H41ZM82 73H83V74H82ZM86 73H88L89 75L86 74ZM98 73H100V74H98ZM176 73H179V72L177 71ZM176 73H175V75H176ZM183 73H181L182 76H181L180 73H179V75H180V77H181L180 80L182 79V80L185 82V79H186L187 76L184 74L185 77H183ZM209 73H210V75H209ZM227 73H226V74H227ZM45 74H46V73H45ZM45 74H42L41 76L44 75V76L46 77L47 74H46V75H45ZM59 74H60V75H59ZM65 74H67V75H66L67 77L65 76ZM78 74H79V75H78ZM110 74H109V76H110ZM76 75H77V76H76ZM97 75H98V78H99V79H95ZM99 75H100V77H99ZM172 75L175 77V80H177V79H176V76H175L174 74H172ZM172 75H171V76H172ZM189 75H190V76H189ZM208 75H209V76H208ZM89 76H90V77H89ZM121 76H122V79H123V80H121ZM159 76H160V74H159ZM159 76H158V77H159ZM48 77H47V78H48ZM74 77H75V78H74ZM76 77H77L78 80L80 79V81H82L83 84H82V82L77 81ZM80 77H81V78H80ZM93 77H94V79H93ZM101 77L106 78L107 81H105L106 79H103V78L100 79ZM113 77H114V78H113ZM118 77L120 78L119 80H118ZM166 77H167V76H166ZM182 77L185 78V79H183ZM208 77H209V79L212 80V81H209V79H207ZM211 77H212V78H211ZM82 78H84V79H82ZM90 78H91V79H90ZM164 78H165V77H164ZM164 78L161 76V80L164 79ZM170 78H171V77H169V79H168V77H167V78H165V79H168V80H171V79H172V81H174V78H171V79H170ZM200 78H201V79H200ZM216 78H217V76H216ZM64 79H65V80H64ZM81 79H82V80H81ZM89 79L91 80L90 82L93 81L94 83H93V82L90 83V82H89ZM92 79H93V80H92ZM108 79H109V80H108ZM152 79H153L154 81H156V80L153 78V76H152ZM156 79H157V78H156ZM158 79H159V78H158ZM165 79H164V80H165ZM203 79H204L205 81H204ZM213 79H214V80H213ZM75 80H76V81H75ZM97 80H98L100 83L95 82V81H97ZM113 80H114V82H113ZM161 80L159 79V80H157V81H159V83H160ZM164 80H162V86H163V83H164V84L166 83V85H167V82H165V81H167V80H165V81H164ZM180 80H179V77H178L177 84H181V83L179 82ZM207 80H208V81H207ZM66 81H67V82H66ZM163 81H164V82H163ZM194 81H193V82H194ZM68 82H69V83H68ZM107 82H108V83H107ZM168 82H170V81H168ZM178 82H179V83H178ZM184 82H183V83H184ZM210 82H211L212 84H211ZM59 83H60V84H59ZM66 83H68V84H66ZM79 83H80V84H79ZM84 83H85V84H84ZM86 83H87V85H86ZM88 83H89V84H88ZM155 83L158 84V82H155ZM170 83L173 84V83H175V82H170ZM183 83H182V84H183ZM65 84H66V85H65ZM91 84H92V85H91ZM102 84H101V85H102ZM175 84H176V83H175ZM203 84H202V85H203ZM79 85H81V86H79ZM95 85H96V86H95ZM97 85H98V86H97ZM160 85H161V84H160ZM166 85H165V86H166ZM194 85H193V87H196V86H194ZM202 85H201V86H202ZM210 85H209V86H210ZM212 85H213V86H212ZM72 86H71V87H72ZM82 86H83V87H82ZM85 86H86V87H85ZM123 86H124V85H123ZM158 86H159V84H158ZM59 87H61L62 90H61V88H59ZM65 87H67V88H65ZM73 87H72V88H73ZM124 87H125V86H124ZM124 87H123V90H122V91H125V92H122V96H123V98H125V99H129L130 96L132 95V94H130V93H131V90H129V88H128L127 86H126L125 88H124ZM159 87H161V86H159ZM199 87H200V86H199ZM216 87H217V86H216ZM64 88H65L66 90H64ZM84 88H85V89H84ZM86 88H87V89H86ZM218 88L222 89V91H223V88H224V87L219 86ZM54 89H55V90H54ZM67 89H68L69 92L67 91ZM220 89H219V90H220ZM56 90H57V91H56ZM71 90H72V91H71ZM77 90H76V92H78ZM55 91H56V92H55ZM216 91L218 92L217 88H214V93H213V91H212V94H214L213 96H212L211 93H209V94H211V95L208 94V96H207V94H206V98H205V96H203V97L200 96L201 99L197 97L198 99L201 100V101H199V102L197 101L198 99L196 100V97L194 98L195 100L193 99L194 96H193V97H190V98H191L190 101H191V100H193V101H191V102L189 101V102L192 104L193 102L197 101V102L195 103V104L198 105L197 107H204V106L206 105V102H208L207 100L210 99L211 96H212L211 98H214V96H215L216 94H219V93H217ZM183 92H184V91H183ZM219 92L221 93V91H219ZM226 92H228V91H227L226 89H224L223 94H225ZM51 93L49 92V94L52 95L54 98H56V95H58V94H55V96H54V94H51ZM181 94H182V93H181ZM181 94H180V95H181ZM185 94H186V93H184V95H185ZM59 95H60V94H59ZM66 95H67L68 97H67ZM127 95H128V96H127ZM129 95H130V96H129ZM227 95H228V94H225L224 97H222V94H220V96H221L222 98H224V99H226V98L228 97ZM77 96H78V95H77ZM171 96H172V95H171ZM174 96H175V95L172 96L173 98H171V97H170V98H171L172 100H173V99H176V100H177V98L180 97L179 95H178L179 97L177 96V98L174 97ZM181 96H182V95H181ZM217 96H219V95H217ZM220 96H219V97H220ZM225 96H226V97H225ZM128 97H129V98H128ZM208 97H209V98H208ZM219 97H218V98H219ZM182 98H183V97H182ZM185 98H186V99H185ZM187 98H188V95L186 94V97L184 96V98H183V99H185V100H182L181 98H179L180 100L178 99V101H180V103H179L180 106H183L182 104L186 105V104L188 103V100H189V99L187 100ZM203 98H205L206 101H205V99H204V101H203V100H202ZM216 98H217V97H216ZM222 98H221V100H222ZM26 99H28V97H27ZM29 99H30V97H29ZM39 99H40V98H39ZM214 99H215V98H214ZM219 99H220V98H219ZM167 100H168V99H167ZM169 100H170V99H169ZM211 100H213V99H211ZM211 100H210V101H211ZM217 100H218V99L213 100V101L216 102ZM26 101H27V100H26ZM26 101L24 100V102H26ZM28 101H29V100H28ZM32 101L35 102L36 100L32 99ZM69 101H70V102H69ZM186 101H187V102H186ZM218 101H220V100H218ZM218 101H217V102H218ZM24 102H23V103H24ZM34 102H32V103H34ZM36 102H37V101H36ZM75 102H76V103H75ZM93 102H94V104H96L95 101H93ZM166 102H167V101H166ZM166 102H165L163 105H166ZM173 102H174V101H173ZM175 102H176V103H175ZM175 102H174V104H177V103H178L177 101H175ZM204 102H205V103H204ZM27 103H30V104H31V101H29V102H27ZM27 103H25V104H27ZM79 103H80V102H79ZM89 103H91V102H89ZM89 103H88V105H89ZM167 103H168V102H167ZM181 103H182V104H181ZM199 103H201L202 106L199 105ZM34 104H35V103H34ZM85 104H86V103H83V105H82V104L80 103V105H82V107L85 106ZM171 104H173L172 101H171ZM193 104H194V103H193ZM193 104H192V105H193ZM195 104H194V107H195ZM90 105H91V106H88V107H87V105H86V106H85L86 109H87V108H88V109L93 108V103H91ZM168 105H169V106H168ZM168 105H166V109H167V110H168V108H169L170 106H172V105H170V103H168ZM188 105H189V103H188ZM192 105H190V106L192 107ZM28 106H32V104H31V105L28 104ZM70 106H71V107H70ZM173 106L175 107V105H173ZM177 106H179V105H177ZM177 106H176V107H177ZM80 107H81V106H80ZM82 107H81V108H82ZM186 107H187V105H186ZM77 108L80 109V111L78 110L79 113L77 112ZM164 108H165V106H164ZM182 108H184V106H183ZM188 108H190V107H188ZM90 110H91V109H90ZM171 110H172V108H171ZM168 111H170V110H168ZM147 113H148V112L145 111L144 115H150V113H152V112H149L148 114H147ZM82 114H81V115H82ZM152 114H153V113H152ZM152 114H151V115H152ZM81 115H79V116H81ZM151 115H150L149 118L152 117ZM107 121H109V120H107ZM111 121H112V120H110V123H111ZM113 121H114V120H113ZM113 121H112V122H113ZM230 121L232 122V120H230ZM113 123L115 124L116 122L114 121ZM113 123H111V124H113ZM128 123H131V121L128 122ZM107 124H109V123H107ZM111 124H109V125H111ZM109 125H107V126H109ZM188 125H189V124H188ZM107 126H104V128L101 129L102 131L98 129L99 131H98V134H97V135H102V138L104 137L105 139H107L106 137H108V136L110 137L111 134L113 135V132H114L113 130H115V129L112 128L113 126H112V127L109 126V127H108L109 130H106V129H107ZM192 126H193V127H192ZM192 126L190 125V127H191V129L189 130L190 132L188 131V128L186 129V131H188L190 134H192L193 132L196 133V132L199 131V128H200V127H198V131H196L195 128H197V127L195 126V128H194V125H192ZM100 127H101V126H100ZM102 127H103V126H102ZM187 127H189V126H187ZM190 127H189V128H190ZM110 128H111V129H110ZM185 128H186V126L184 127V129H185ZM112 129H113V130H112ZM111 130H112L113 132H112ZM179 130H180V129H179ZM192 130H193V131H192ZM194 130H195L196 132H195ZM100 131H101V132H100ZM107 131H110V132H107ZM188 132H187V134H188ZM191 132H192V133H191ZM101 133H102V134H101ZM103 133H104V134H103ZM180 133H184V134H185V132H184L183 130H182V132H180ZM194 133H193L191 136H193ZM177 134H178V135H177ZM177 134H176V137H178V138H179V137H183L182 135H184V134H181V136H180L178 130H177ZM187 134H186V135H187ZM100 137H101V136H100ZM170 137H171V138L174 137V133H173V136L170 135ZM170 137H169V138H170ZM193 145H194V143H193ZM75 148H76V147H74V149H73V148H72V149L75 150ZM73 150H71V151H73ZM76 150H77V149H76ZM76 150H75L74 152H78V151H76ZM55 151H56V150H55ZM55 151H53V150H52V151H51V150L49 151V152H50L49 155H50V156L53 155V156H51V158L57 155V154H56L57 151H56V152H55ZM193 151H194V150H193ZM53 153H54V154H53ZM73 154H76V153H73ZM77 154L79 155L80 153L78 152ZM135 154H136V153H135ZM56 157H57V156H56ZM52 159H54V158H52ZM261 187L263 188V184H262ZM128 190H129V189H128ZM128 190H127V192H128ZM263 191H264V188H263L262 191H260L259 195L256 196V201H257V200L260 201V198H262V196H263V198H264V192H263ZM130 192L132 193V190H131V189H130ZM130 192H129V193H130ZM88 194L90 195L89 192H88ZM263 198H262V200H264ZM60 201H62V200H61V199H55V202H56V203H59V204H61V205H62V204L64 205V203H61ZM259 201H258V202H259ZM62 202H63V201H62ZM258 202H257V203H258ZM261 202H262V201H261ZM261 202H260L258 205L256 204V205H257V207H256L257 209H255V210H256V213H258V214H263V215H264V204H263V206H261V205H262ZM263 203H264V201H263ZM36 204H37V205H35L34 208L36 207V209L39 211V213H38V211H37V213H38V214H41V215H43V214H50V213L53 212V211H54V213H55V211H57V210H60L61 212H60V211H59V212H60V213H63L62 211H65V210H66V209L63 210L62 207L59 208V209H57L58 206H53V207L51 206V209H49L50 207L48 208L49 210L46 208V210H47V211H46V210H45V207L43 208V204H42L41 202H37ZM260 204H261V205H260ZM41 205H42V206H41ZM53 205H57V204H53ZM75 205H76V204H74V206H75ZM37 206H39V207L41 206L40 208H42L43 211H42L39 207H37ZM68 206H69V205H68ZM71 206H72V205H71ZM71 206H69V207H71ZM77 206H80V207H81L82 205H81V204H80V205L77 204ZM55 207H56V208H55ZM59 207H60V206H59ZM64 207H66V206L64 205ZM69 207H68V209H69ZM80 207H79V208H80ZM81 208H82V207H81ZM39 209H40V210H39ZM61 209H62V210H61ZM214 209H215V206H214ZM32 210H33V209H32ZM69 211H71V210H69ZM33 212H34V211H33ZM41 212H44V213L42 214ZM57 212H58V211H57ZM57 212H56V213H57ZM17 213H20V212H16V214H17ZM29 213H32V212H29ZM29 213L27 212V214H29ZM6 214H7V213H5V214H3V215L6 216ZM8 214H9V213H8ZM8 214H7V216H8ZM11 214H12V216H13V215H16V214H13V213H11ZM11 214H10L9 216H11ZM51 214H52V213H51ZM246 215H247V214L244 215L245 218H243V216H241V217H239V218H240V220H241V218H243V220H241V221H242L245 225H246V224L249 225V224L252 223V221H253L252 218H253V217L250 216L249 214H248L247 216H246ZM1 216H2V214H1ZM9 216H8V217H9ZM12 216H11V217H12ZM17 216H21V217H23L21 214H19V215H17ZM2 217H4V216H2ZM11 217H10V218H11ZM14 217H15V216H14ZM21 217H18V218L16 217L17 219H15V220H18V219H19V220H22ZM25 217H26V216H24L23 218H25ZM27 217H28V215H27ZM56 217H58V216H56ZM251 217H252V218H251ZM5 218H6V217H5ZM0 219H1V218H0ZM2 219H3V218H2ZM7 219H8V218H7ZM12 219H13V218H12ZM25 219H26V218H25ZM248 219H249V220H248ZM8 220H10V219H8ZM157 220L159 221V223H160V222H161L162 224L164 223V225H166V223H167V222L165 223V220H164V221H163V220L160 221L159 219H157ZM213 220H214V219H213ZM213 220H211V221H210V220H204V221L202 220V221H200V223H198V226L200 225L199 228L197 227V224H195V226H193L192 224L190 225V222H189V223H184L185 226L182 225V228H181L180 225L182 224V222H180L181 224H180V223L178 224V223H176V221H174L176 224H175L174 222H173L172 224H169V223H170V222H169V223H168L169 225H167L166 227H164L163 225H159V224H158V226H157V225H156V224H157V223H156V220H155V222L152 220V221H151V222H153L152 224H153L154 226H155V225L157 226V227L154 229V226H152V224L150 223L151 225H149V226H150V228H151V226H152V229H151L152 231L148 229L149 226H147V225H146V226H147L146 230H149V231H146V230H145V227H146L145 225H143V227H144V226H145V227H144V229H142L143 227L140 226V225H142V224H140V223H139V224H136V225H131L130 227H129V225H127V226L125 225L126 227H125V226H121V227H124L125 230H123V229L120 230V228H121V227H120V228H116L117 230H116V229H114V230H112V231H110V230H106V231H104V232H103V231H100L98 236L96 235V234H98V233H95V235H93V236H95V237L97 236L99 239H96V238H95L96 240H94V237L92 238V235L89 237V238H92V240L90 239L91 241L94 240L93 243H92V244H94V245H92V244L90 243V241H89V243H90V245H91L90 248H92V249L88 250V252H90V253L92 254L93 251L91 252V250H94V252H95V249H96L97 252H98V249H97V248H100V247L104 246V247H107V248H103V247H102V248H103L106 252H107V250H108V253L111 252L110 250L112 249V252L110 253V255H111V254H112V255H111V256L108 255V259H112V260L115 259V260H116L117 258H116L115 255H117V257L120 256V257H118L119 259L121 258V260H118V261H123L124 259H126V261H127V260H128V261L132 260V261H134V263L136 262V264H140L139 262H141V263H143V264H147V263H145V262H143V261H144V260L146 261V259H147V261H148V259H149V261H152V262L154 261V263H156V259L149 258V257L147 258V257H145V256L143 257V258H144V259H143L140 255H139L140 258H139V256H136V257H135V255H136L137 252H138V254H139V252L141 253V251H142V253H144V251H145L146 248H147V250H150V248L153 249V248L155 247V249H156V248H159V249H157V251H156L155 249L150 250V251L153 252V251L155 250L156 253L158 252L157 254L163 252L160 256H162V255L164 254V257L162 256V257H163L162 259H163V260L166 259L165 261L168 260V257H172L173 259H172V258H171V259L169 258L171 261H173V260H176V261H177V260H181L182 262H184L185 260L181 259V257H183V258H186V261H189V262H190V260H187V259H189V258L191 259V256H192L191 254H193L192 251H191V250H192V249H191L192 246H193V247H195V246L198 247V246L200 245L199 243H201L200 248H202V251H203V252L201 251V252L198 254L197 257H199V258H206V257L209 258V257H211V255L213 254V252H214V253L216 252V253L214 254V256L217 254V252L219 253V251H217L218 248H221L220 250H222V248H228V249H230V248L232 249V248H233V247H232V246H233L232 242H231L232 245H230V244H228V243H227V244H228V245H227V244H226V241H225V244L221 242V240H222L223 237H224V239H225V237H228V238H226V239H229V237H230V239L227 240L228 242H230V240L232 239V236H233V238H235V237H238V238H239V236H240V238L243 237V236H244V235L242 236V234H243L242 232H243V231H244V234H245V232H246V234L249 235V234H248V231H245V229H244V230L242 229L244 224H242V222H241L240 220H239V221H240L241 223L238 221V224H239V223L241 224V225H239V227H240V226L242 227L241 229L238 228V227L236 226L237 223H235L236 225H234V224H227V223L225 224V223H223V222H217V221L214 222ZM0 221H2V220H0ZM4 221H7V220H4ZM11 221H12V224L10 223V226H9L8 224H6V222H5V224L9 227V230H10V231L13 230V231L16 233L17 231H15V227H16L15 224H17L19 221H18V222H17V221L14 222L13 220H11ZM158 221H157V222H158ZM162 221H163V222H162ZM9 222H10V221H8L7 223H9ZM13 222L15 223V224H14V225H15V226H14V229H12V226H11V225H13ZM16 222H17V223H16ZM141 222L144 223V221H141ZM207 222H208V223H207ZM3 223H4V222H3ZM147 223L149 224L148 221H147L146 223H144V224H147ZM154 223H156V224H154ZM211 223H212V224H211ZM5 224L2 226V228H3L4 226H6ZM177 224H178V225H177ZM187 224H188V225H187ZM203 224H204V225H203ZM216 224H217V225H216ZM1 225H2V222H1ZM226 225H227V226H226ZM228 225H229V226H228ZM245 225H244V228H246ZM7 226H6V227H7ZM17 226H18V224H17ZM161 226H162V227H161ZM201 226H202V227H201ZM217 226H218V227H217ZM223 226H224V227H223ZM0 227H1V226H0ZM6 227H5V228H6ZM127 227H128L129 229H126ZM215 227H216L217 229H216ZM220 227H221V228H220ZM222 227H223V228H222ZM227 227H228V228H227ZM230 227H231V228H230ZM2 228H0V229H2ZM136 228H138V230H137ZM210 228H211V229H210ZM229 228H230V229H229ZM7 229H8V228H7ZM134 229H135V232H133ZM156 229H158V230L156 231ZM160 229H161V230H160ZM207 229H208V230H207ZM209 229H210V231H211V230H212V231L210 232ZM222 229H223V230H222ZM232 229H233V230H232ZM239 229H240V230H239ZM5 230H6V229H5ZM5 230H3V231L5 232ZM16 230H18L17 227H16ZM131 230H133V231H131ZM140 230H143V231H140ZM174 230H175V231H174ZM180 230H181V232H180ZM224 230H225L226 233H228V235H227L225 232H223ZM229 230H230V231H229ZM242 230H243V231H242ZM1 231H2V230H1ZM3 231H2V232H3ZM6 231H7V230H6ZM116 231H118V232H116ZM119 231H120V232H119ZM121 231H122V232H121ZM125 231H126V232H130V233H128V235H127V233H126ZM173 231H174V233H173ZM176 231H177V232L179 231L178 234H177ZM197 231H200V232H197ZM207 231H208V233L210 232L209 234L212 235V237L208 235ZM216 231H217V232H216ZM2 232H1V234H3ZM102 232H103V234H100V233H102ZM132 232H133V234H134L133 236H132ZM136 232H137V233H136ZM139 232H140V233H139ZM175 232H176V233H175ZM184 232H185V233H184ZM232 232H233V233H232ZM5 233H7V232H5ZM11 233L14 234V233L11 231V232L7 233L8 235H7V234H6V235H7V236H9V235L11 236V235H12ZM104 233H105L107 236L104 235ZM112 233H114V235H119V236H114ZM117 233H118V234H117ZM172 233H173V234H172ZM179 233H180V234H179ZM181 233H182V234H181ZM183 233H184V234H183ZM195 233H196L197 235H196ZM229 233H230V235H229ZM252 233H253V232H252ZM125 234H126L129 238H128ZM171 234H172V235H171ZM192 234H193V235H192ZM231 234H232V235H231ZM246 234H245V235H246ZM101 235H102V237H101ZM108 235H109V236H110V235H111V236L113 235L112 238H113V239L115 238V239L112 240V238L109 237ZM123 235H125L126 237L123 236ZM183 235H184V236H183ZM185 235H186V236H185ZM188 235H189V236H188ZM198 235H201V236L199 237ZM203 235H204L205 238L202 237ZM213 235H214V236H213ZM234 235H235V236H234ZM250 235L253 236V237H256V236H258L259 234H258V233H257V234H256V233H255V234H254V233H253V234L250 233ZM105 236H106V237H105ZM136 236H137V237H136ZM141 236H143V237H141ZM168 236H169L170 238H169ZM178 236H181V237H178ZM193 236H194V237H193ZM220 236H221V237L223 236V237L221 238ZM104 237H105L106 239H104ZM117 237H119L121 240H120L119 238H117ZM122 237H123V238H122ZM145 237H146V238H145ZM164 237H165V238H164ZM195 237H196V238H195ZM210 237H211L212 240H213V237H214V238H218V237H220L221 239L219 238L220 240L218 239V240H216V242H212L211 239H210ZM107 238H109V239H107ZM131 238H132V239H131ZM154 238H155V239H154ZM157 238H158V239H157ZM166 238H169V239H170L169 241H171L172 244H171V242H169L168 239H166ZM174 238H175V239H174ZM183 238H184V241H183ZM191 238H192V239H191ZM194 238H195V239H194ZM206 238H208V239L210 240L209 242H211V245H210V244H209V246H207L208 244L206 245V243H209V242L207 241L208 239H206ZM110 239H111V240H110ZM124 239H125V240H124ZM126 239H128V240H126ZM156 239H157V240H156ZM164 239L167 240V241H165ZM178 239H179V240H178ZM181 239H182V240H181ZM185 239H186V240H185ZM162 240H164V241H162ZM193 240H195V241L193 242ZM196 240H197V241H196ZM173 241H174V242H173ZM177 241H181V242H177ZM186 241H187V242H186ZM198 241H199V242H198ZM223 241H224V240H223ZM118 242H119V243H118ZM175 242H176V244L178 243V244H177V246L179 245L178 248H177L176 245H174ZM188 242H189V243L192 242V244L190 245ZM89 243H88V244H89ZM98 243H99V244H98ZM185 243H188V244H185ZM194 243H195V244H194ZM163 244L166 245V247H165ZM182 244H185L186 246H187V245H188V246L186 247V246H184V245H182ZM198 244H199V245H198ZM220 244H221V245H220ZM162 245H163L166 249H165ZM168 245H169V246H168ZM172 245H173V247H172ZM189 245H190L191 247H189ZM197 245H198V246H197ZM219 245H220V246H219ZM222 245H223V246L225 245V246L223 247ZM84 246H87V245H84ZM94 246L97 247V248L93 249ZM157 246H158V247H157ZM160 246H161V247H160ZM204 246H207L206 249H205ZM211 246H214V247L212 248ZM227 246H229V247H227ZM162 247H163L165 250L168 249V251H170V252L163 250ZM181 247H184L185 249H184V248H181ZM83 248H84V247H83ZM85 248H86V247H85ZM137 248H138V249H137ZM139 248H140V249H139ZM141 248H142V250H141ZM170 248H171V250H170ZM174 248H175V249H174ZM179 248H181V249H179ZM189 248H190V249H189ZM86 249H89V246H87ZM86 249H84V250H86ZM100 249H101V248H100ZM103 249H101V251L105 252ZM109 249H110V250H109ZM115 249H118V250H117L116 252H114ZM126 249H127V251H126ZM133 249H134L135 251H134ZM160 249H162V250H160ZM119 250H120V251H119ZM124 250H125V251H124ZM147 250H146V251H147ZM176 250H177V251H176ZM123 251H124V252H123ZM131 251H132V252H131ZM133 251L136 252V253H134L135 255H134V254L131 255V253H133ZM155 251H154V252H155ZM160 251H162V252H160ZM164 251H165V252H164ZM175 251L178 252V253H176ZM190 251H191V254H188V253H190ZM207 251H208V252H207ZM222 251H223V250H222ZM94 252H93V254H94ZM97 252H95V253H97ZM103 252H102V253H103ZM106 252H105V255H104V253H103V254L101 253V254L104 255V256L106 257V256H107L106 254H108V253H106ZM119 252H121L122 256L119 254ZM126 252H127L128 255L126 254ZM166 252H168V253H166ZM182 252H183V253H182ZM98 253H99V252H98ZM113 253H116V254H113ZM117 253H118L119 255H118ZM156 253H155V254H156ZM181 253H182V254H181ZM124 254H125V256H124ZM138 254H137V255H138ZM166 254H167L168 257L166 256ZM177 254H178V255H177ZM183 254H184L185 256H184ZM187 254H188V255H187ZM200 254H201V255H200ZM208 254H210V255H208ZM231 254H232V253H231ZM133 255H134V260H133V258H131ZM176 255H177V256H176ZM181 255H183V256H181ZM189 255H191V256L189 257ZM114 256H115V258H114ZM109 257H111V258H109ZM122 257H123V258H122ZM124 257H125V258H124ZM126 257H127V258H126ZM150 257H151V256H150ZM152 257H154V256H152ZM187 257H188V258H187ZM106 258H107V257H106ZM128 258H130V259H128ZM137 258H138V259H137ZM145 258H146V259H145ZM74 259H75V258H74ZM122 259H123V260H122ZM140 259H141L142 261H140ZM193 259H194V257L192 258V260H193ZM70 260L73 261L72 258H71ZM78 260H79V257H78V259H76V263H75V262H74V263L77 264ZM170 260H168V261H170ZM74 261H75V260H74ZM79 261H80V262H78V264H79V263L81 264V259H80ZM124 261H125V260H124ZM132 261H131V263H132ZM137 261H138V262H137ZM147 261H146V262H147ZM158 261H159V260H158ZM158 261H157V263H158ZM161 261H162V260H161ZM161 261H160L159 263H162V262H163V261H162V262H161ZM186 261H185V262H186ZM189 262H187V263H189ZM74 263H73V264H74ZM134 263H133V264H134ZM148 263H149V262H148ZM178 263H181V262H178ZM152 264H153V263H152Z\"/></svg>","mask_w":264,"mask_h":264}]
</instances>
